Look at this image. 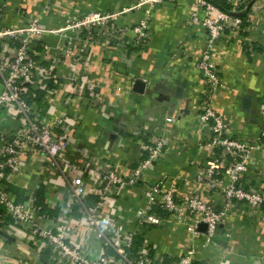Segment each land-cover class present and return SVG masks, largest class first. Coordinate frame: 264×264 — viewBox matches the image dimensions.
Instances as JSON below:
<instances>
[{"label": "built area", "instance_id": "2783aa9c", "mask_svg": "<svg viewBox=\"0 0 264 264\" xmlns=\"http://www.w3.org/2000/svg\"><path fill=\"white\" fill-rule=\"evenodd\" d=\"M158 1L140 0L135 6ZM196 5L208 12L216 11V14L202 19L207 40L196 62L205 81V99L201 102L198 123L208 131V135L197 142V149L208 150L209 155L205 161L186 163L192 174L172 172L157 176L149 173L166 158L167 141L133 128L141 158L129 171L122 165L101 166L98 163L89 174L85 171L81 176H73L71 171L75 166L68 158L70 139L65 128L61 129L62 118L48 120L38 104L37 97L51 91L48 80L56 81V67L61 56L73 63L83 62L81 50L74 51L72 46L51 47L45 43H38L42 52L48 54L54 50L55 54L44 60L34 59L32 51L39 35L87 30L109 43L124 42L125 37L131 35V45L143 47L150 37L149 8L144 10L143 18L128 25L118 22L124 10L90 11L61 29L42 28L36 19L22 27H7L0 22V113L9 114L15 121L0 131V226L9 224L35 237L41 244L39 251H48L51 264H224L226 256L231 254L227 245L233 226L230 218L244 215L250 221L264 223V182L259 179L252 184L247 177L255 161L253 151L261 148L264 141V96L259 109L263 126L252 139L234 137L210 100L221 86L213 44L226 29L242 30V22L208 0H196ZM4 8L0 2V19ZM192 18L197 20L196 13ZM68 39L73 41L70 35ZM78 81L77 76L69 79L71 84ZM182 98L176 99L177 102ZM175 113L165 115L164 123L173 124L181 114L187 115L189 111L182 107L176 108ZM109 148L112 145L107 142L104 150L107 152ZM32 153L62 181L63 198L50 197L46 192V180L38 178L32 186L26 187L25 200H16L9 186L14 178L22 175L26 157ZM91 159H95L94 154ZM88 179L97 199L94 202H89L85 193ZM188 184L204 187L207 192H218L220 204L205 199L200 190L182 196ZM135 191L141 193L140 197ZM122 196L121 203L124 201V210L129 214L118 219L112 214L115 211L109 208L116 207V201ZM57 203H60L59 211L51 216L49 211L56 208ZM124 222L130 227H124ZM201 224L205 225L204 230L199 229ZM151 229L180 231L183 249L179 253L170 251L169 235L149 240ZM220 232L224 240H217ZM212 248L219 252L215 256H205V251ZM241 254L236 253V257Z\"/></svg>", "mask_w": 264, "mask_h": 264}, {"label": "crops", "instance_id": "0c3cea01", "mask_svg": "<svg viewBox=\"0 0 264 264\" xmlns=\"http://www.w3.org/2000/svg\"><path fill=\"white\" fill-rule=\"evenodd\" d=\"M0 2L5 6L0 19L3 25L22 27L36 19L38 25L45 29H61L90 11L106 13L124 10L118 22L134 24L143 18L144 10L149 8L150 37L149 43L143 47L131 45V35L125 37V43H109L94 31L87 30L76 33L44 32L35 39L34 59L44 60L55 54L54 50L44 54L38 43L51 47L72 46L74 51L81 50L83 53V62L80 63L61 56L56 67V81L52 80L54 84H49L51 91L38 97V104L48 120L62 118L63 128H60H65L70 139L68 158L77 167L72 168L71 175L81 176L85 171L89 174L98 163L101 166L108 163L122 165L129 171L141 158L133 128L167 141L166 158L148 171L153 175L172 172L192 174L186 163L208 158V150L197 149V142L208 135V131L198 123L201 102L205 99V81L196 68V62L207 40L202 19L207 15L213 17L216 11L198 8L196 0H159L138 6L135 5L140 0ZM215 2L229 6L231 14L242 19L243 29H226L213 44L212 53L221 86L213 92L211 106L223 116L234 137L252 139L263 126L259 109L264 96V0ZM193 13H196L197 20H193ZM69 35L73 38L72 42L67 40ZM73 76L79 78L75 84L69 82ZM137 80L142 83L140 93L135 90ZM179 90L183 98L177 102L175 95ZM246 94L250 95L247 109L242 105ZM182 107H187V115L181 114L173 124L164 123L165 115H175V109ZM9 124H15V121L9 114L0 113V131ZM69 125L71 127H67ZM107 142L112 145L109 148L113 149L112 152L104 150ZM93 154L95 159H91ZM253 157L255 161L247 177L252 184L259 179L264 182V141L261 148L253 151ZM43 167L44 161L38 155H27L22 175L14 178L9 186L17 201L25 200L26 187L32 186L38 178L46 180V192L50 197L63 198L62 181ZM85 183L89 202L96 201L90 180ZM195 190H200L205 199L220 204L218 192H207L197 185L188 184L181 195H189ZM123 197L116 201V207L109 208L115 211L112 214L118 219L129 214L124 210V201L121 203ZM57 204L49 211L51 216L58 213L60 203ZM120 213L122 215H118ZM230 221L233 226L227 245L231 254L223 263L264 264V223H255L244 215L230 218ZM124 227L129 228L130 225L124 222ZM168 235L167 239L172 243L170 251L179 253L184 243L178 230L151 229L148 238L152 241ZM217 237V240L225 239L222 232ZM40 245L35 237L22 229L9 224L0 226V264H51L48 251H39ZM216 252L219 251L212 248L205 251V256L211 257ZM236 253L242 254L236 257Z\"/></svg>", "mask_w": 264, "mask_h": 264}, {"label": "water", "instance_id": "95a60500", "mask_svg": "<svg viewBox=\"0 0 264 264\" xmlns=\"http://www.w3.org/2000/svg\"><path fill=\"white\" fill-rule=\"evenodd\" d=\"M233 16H235V14H233ZM135 90L137 92H141L142 91V83L141 81L137 80L136 81V84H135ZM183 95H182V92H180V90L177 92V94L175 95V99H179L181 98ZM250 95L249 94H246V96L242 99V105L245 109H247L250 105ZM199 229L200 230H204L205 229V225L204 224H201L199 226Z\"/></svg>", "mask_w": 264, "mask_h": 264}, {"label": "trees", "instance_id": "16d2710c", "mask_svg": "<svg viewBox=\"0 0 264 264\" xmlns=\"http://www.w3.org/2000/svg\"><path fill=\"white\" fill-rule=\"evenodd\" d=\"M208 1L211 2V4H213L214 6L220 8L221 10H224V11H226V12L231 13L230 10H229V6H225V5L217 4V3L215 2V0H208ZM241 22H242V19H241ZM47 84H48V85H49V84L52 85V84H54V83L52 82V80H48ZM38 97H39V96H38ZM38 97H37V98H38Z\"/></svg>", "mask_w": 264, "mask_h": 264}]
</instances>
